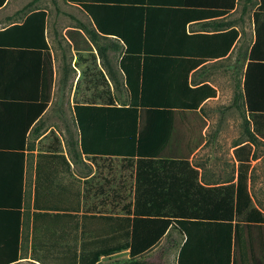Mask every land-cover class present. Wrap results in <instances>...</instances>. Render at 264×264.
<instances>
[{"label": "crops", "instance_id": "obj_1", "mask_svg": "<svg viewBox=\"0 0 264 264\" xmlns=\"http://www.w3.org/2000/svg\"><path fill=\"white\" fill-rule=\"evenodd\" d=\"M33 1L6 0L0 8V30L23 23L34 10L47 11L46 38L53 64L52 97L58 81L70 83L68 93L72 98L75 119V98L81 99L82 102L91 97L93 90L89 88V82L93 77L100 78V74L103 73L117 103L128 105L129 94L120 68L127 45L115 36H105L97 31L91 17L66 0L62 1L66 3L70 12L56 10L52 13L51 8L41 6L29 9L41 0ZM54 1L57 3V0ZM84 1L89 3L96 1L102 5L98 7L100 9L96 15L103 27L128 34L132 48L146 50L152 55L147 63L150 80L170 79L172 75L160 71L170 69L176 62L184 71L197 64L198 66H194L190 72L191 85L209 84L216 89L217 94L207 99L195 111L177 113L175 142L165 150L163 159H133L129 163L116 158L100 159L96 163L85 157L75 160L70 141H63L60 138L72 171L71 175H65V182L68 183L69 180L72 183L75 177L80 179L83 192L96 194L98 197L94 208L96 205L97 211L105 212H110L113 208L115 216L123 215L121 209L126 201H121L120 196L128 195L131 218L137 205L141 210L153 208L163 211L169 208L167 197L169 179L168 175L164 174L163 160L179 161L188 158L197 172V183L205 188L236 184L239 161L235 149L244 143H233L234 81L236 78L244 83L249 53L255 41L253 20L255 9L252 8V3L248 0ZM23 4L25 9L22 8ZM63 21H66L65 25H62ZM235 29L240 35L236 44H233L231 34ZM70 32L74 40L70 38ZM91 37H94V42H91ZM62 41V45L75 53L66 60L61 53ZM228 45L230 51L225 52ZM25 47L23 45L18 48L0 47V258L7 255L3 243L10 241L11 231L14 235L16 227L21 223V259L15 264L23 262L25 258L33 261L30 257L38 168L45 167L39 164V154L49 145L51 138L48 137L52 131L47 130L46 122V114L52 100L47 110L29 124L35 112V102L32 101L42 94L40 83L43 76V61ZM100 50L104 52L105 58L100 56ZM258 73L254 81L257 93L260 91ZM245 116L248 117L246 111ZM27 128L29 130L26 136ZM73 128L74 123L72 127H67L68 138L70 133L74 134ZM56 135L59 136L57 133ZM223 141L226 147L229 146V151L219 153L218 146ZM257 148L260 150L264 148V140L257 141V147L254 146V149ZM175 150L176 154L172 152ZM253 161L264 162V154L257 153ZM176 176L178 179L182 177L179 172ZM255 176L256 174L252 173V178L248 180L249 191L254 206L264 214V184L260 185L255 196L253 192ZM138 193L142 196L137 202ZM112 194L117 195L113 207L105 202L99 204L103 198L101 195ZM151 194H158L161 197L153 201L147 197ZM87 206L86 204L85 207ZM107 208H110L109 211H106ZM19 211L21 219H18ZM184 240L185 236L178 230L169 228L158 244L141 258L152 263L177 264ZM161 246L163 250L159 258L154 252ZM171 248L175 252L170 262L167 258ZM25 249L29 253L26 257L23 256ZM245 249L247 251L245 254L255 252L258 263L264 264V239H258L254 249L247 247L243 251ZM122 254H126L128 260L130 259L129 251L125 250L109 257H102L99 264L105 258Z\"/></svg>", "mask_w": 264, "mask_h": 264}, {"label": "trees", "instance_id": "obj_2", "mask_svg": "<svg viewBox=\"0 0 264 264\" xmlns=\"http://www.w3.org/2000/svg\"><path fill=\"white\" fill-rule=\"evenodd\" d=\"M66 1L85 11L97 31L115 36L127 45L120 68L129 104L117 103L103 73L100 78L90 80L89 88L91 84L98 89V94L95 90L91 97L74 104L78 138L70 133L69 141L75 160L85 157L96 163L100 159L116 158L129 163L133 159H163L165 150L175 142L177 113L197 110L207 99L216 96V89L209 84L191 85L190 72L197 64L184 71L176 62L170 69L160 71L172 75L170 79L150 80L147 63L152 55L146 50L132 48L128 34L103 27L96 15L98 7L102 6L100 3ZM5 2L0 0V8ZM248 2L255 9V41L249 53L244 83L236 78L234 81L233 106L243 107L248 113L244 120L248 139L235 149L239 161L237 183L205 188L197 183V172L188 158L167 159L162 162L164 174L169 179L168 209L141 210L137 205L131 218L127 198L121 195V201H126L121 217L114 215L113 208L110 212L97 211L96 205L94 208L97 195L83 192L80 179L75 177L72 183L65 182V175L72 174L71 164L60 137L51 131L49 145L39 154V164L45 167L38 168L30 257L33 261L39 264H99L102 257L128 250L130 259L121 264H160L141 257L158 244L169 228H174L185 236L177 264H259L255 252L245 254L247 251L243 249H254L258 239H264V214L254 206L248 186L254 170L252 162L256 158L254 145L264 140V0ZM47 15L46 10H34L23 23L0 30V47L23 45L43 61L42 94L32 101L35 112L29 124L47 110L52 100L53 64L46 38ZM69 34L74 40L72 33ZM239 35L235 29L231 34L233 44ZM94 41L91 37V42ZM229 51L230 45L225 52ZM99 54L105 58L102 50ZM257 72L260 77L258 93L254 82ZM178 172L182 175L179 179ZM101 196L99 204L105 202L113 207L117 195ZM140 196L136 194L137 202ZM147 197L156 201L161 195ZM17 215L21 219L20 211ZM9 240L3 243L7 255L0 258V264H15L21 259V223L14 235L11 231Z\"/></svg>", "mask_w": 264, "mask_h": 264}, {"label": "rangeland", "instance_id": "obj_3", "mask_svg": "<svg viewBox=\"0 0 264 264\" xmlns=\"http://www.w3.org/2000/svg\"><path fill=\"white\" fill-rule=\"evenodd\" d=\"M38 4V5H37ZM34 7L29 8V9H33L35 7H45L47 9L51 8L52 13H54V11H58V12H70L71 10L67 7L66 3H64V1L62 0H57V3H55V1L53 0H41L37 3ZM23 4V9L24 8ZM66 21H63L62 25H65ZM250 24H252L250 22ZM64 41V39H63ZM63 41L61 42V47H62V51L61 53L64 54V60L69 59L70 57H72L75 53L72 52L69 48H66V46L62 45ZM71 53V54H70ZM78 54V53H77ZM92 55V54H91ZM91 59L93 58V55L91 56ZM79 56V54H78ZM94 78V77H93ZM93 80V79H92ZM90 88L93 91H98V89H94L93 86L90 84ZM70 89V83L66 82V81H58L57 83V88L54 92V95L52 97V104L46 114V122H47V130L50 129L54 132H56L59 137L63 140V141H69V138L67 136L66 133V129L67 127H72L73 123H74V130H72L74 132V135L76 138H78V134H77V129L75 126V119L73 117V111H72V98L71 95L68 93ZM81 99L79 98H75V101H80ZM234 112H235V124H234V129H233V137H234V144H243L244 142H246L245 140L248 139V135L246 132V124L244 123V120L246 118L245 116V109H241L240 111L234 107ZM224 134H226V131H224ZM227 134L229 135V130L227 131ZM224 139V138H223ZM225 141L221 142L219 144V153L220 152H227L229 151V146H225ZM257 147V143L254 145ZM256 151V155L258 153L259 154H264V148H261L257 150L254 149ZM181 152V151H180ZM252 167H254L253 173L256 174L255 176V181L253 183V192L254 195L256 196V191L257 189H259L260 185L263 183L264 184V177L263 176V171H264V162H252ZM88 170V169H87ZM86 170V171H87ZM125 197L128 200V195ZM110 208H107L106 211H109ZM163 250L162 246L159 247L158 250H156L154 252V254H157L160 258V253ZM174 250H172V248L168 251V258L167 261L169 260L170 262L173 260V256H174ZM159 253V254H158ZM28 250L25 249L23 256H28ZM128 260V256L126 254H122V255H118V256H113L111 258H105L102 260V262L100 264H121L123 262H126ZM158 260V259H156ZM18 264H36L33 261L29 260L28 258H25V260H23V262L18 263Z\"/></svg>", "mask_w": 264, "mask_h": 264}]
</instances>
